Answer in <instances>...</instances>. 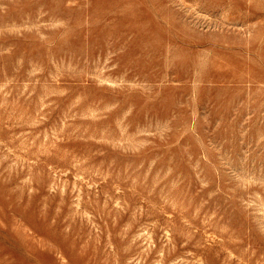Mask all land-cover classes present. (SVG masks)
<instances>
[{"label": "rangeland", "instance_id": "obj_1", "mask_svg": "<svg viewBox=\"0 0 264 264\" xmlns=\"http://www.w3.org/2000/svg\"><path fill=\"white\" fill-rule=\"evenodd\" d=\"M0 264H264V0H0Z\"/></svg>", "mask_w": 264, "mask_h": 264}]
</instances>
